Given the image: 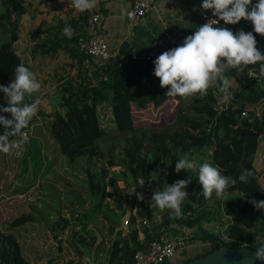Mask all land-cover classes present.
Returning <instances> with one entry per match:
<instances>
[{"label":"trees","instance_id":"1","mask_svg":"<svg viewBox=\"0 0 264 264\" xmlns=\"http://www.w3.org/2000/svg\"><path fill=\"white\" fill-rule=\"evenodd\" d=\"M256 3L258 0H252L248 11ZM32 7L35 5L26 0H0V85L8 86L15 78V68L21 64L12 44L19 36L20 18ZM222 23L223 28L230 29L234 34L240 30L253 32L257 48L264 54V36L253 31L251 21L241 19L236 25H226L221 20L215 27H220ZM42 25L43 21H40L36 27H30L29 35L34 42L31 53L37 51L53 57L57 50H61L79 65L59 85V102L46 122L47 138L50 140L46 151L52 150L53 154L50 160H62L66 167H81L101 160L104 164L98 172L85 169L88 198L93 202L89 213L74 211L73 207L68 210L67 216H63L57 205L48 223L40 221L34 209L38 199L28 202L25 197L31 183L15 188L13 194L19 209L8 221H0V264H72L79 262L80 256L92 259L100 250L103 239L99 237L96 240L92 227L88 226L91 218L97 214L108 222L109 238L118 232L117 222L124 212L128 214L130 223L126 231L129 245L123 262L128 264L133 251L151 238L154 230L139 221L137 226H131L136 223L133 207L129 203L126 211L120 198L125 187L116 185V176H108L105 167L119 168L121 185H133L136 192L142 190L152 194V188L162 191L178 180L177 176L170 181L167 179L163 164L168 163L170 168H175L182 154H193L198 164L209 161L222 170L221 175L231 176L237 182L222 197L217 198L213 192L211 198L205 199L197 173L184 170L181 180L191 178V182L182 189L188 196L182 204L181 217L173 218L171 210L165 209L162 221L155 227L193 228L197 234L192 237L209 241L210 251L242 246L256 250L259 242L264 240V210H256L249 201L264 200V189L253 166L258 139L264 134V79L260 83L256 75L247 79L238 78L231 83L227 95L220 91L222 82L218 80L202 98L199 94L187 100L179 96L169 97L165 95L168 89L161 88L159 79L153 75V61H142L133 52L132 45L124 40L115 52L112 50L105 60L95 64L91 72L82 71L80 66L85 55L76 49V42L84 32V14L70 15L43 29ZM66 25L75 30L71 38L63 33ZM39 34L43 39L39 38ZM252 67L248 66L247 70L251 71ZM168 100L174 105L166 123L158 122L152 126L134 124L133 109L159 107ZM26 102L31 103L29 97H26ZM4 106L6 98L0 93V107ZM229 111L235 113L229 115ZM38 129L37 126L27 127L21 132L25 131L31 141ZM4 133L5 128L0 125V135ZM110 134L123 136V145L116 155L108 151L104 153L98 148L100 139ZM17 135H9L8 142H13ZM17 145L28 148L27 144ZM35 154L36 157L39 155ZM36 164L40 163L32 162L33 166ZM245 169L253 175L247 183H241L238 177ZM152 173L156 176L154 180L150 179ZM106 202H112L119 213H114ZM136 213L141 212L138 210ZM223 217L228 222L222 232L208 233L203 230V223L221 221ZM29 228L41 230L40 234L48 232L56 244L58 255L37 260L39 255L33 259V253L22 249L19 239ZM62 249L65 250L64 257L68 256L66 261L59 255Z\"/></svg>","mask_w":264,"mask_h":264},{"label":"rangeland","instance_id":"2","mask_svg":"<svg viewBox=\"0 0 264 264\" xmlns=\"http://www.w3.org/2000/svg\"><path fill=\"white\" fill-rule=\"evenodd\" d=\"M26 1H28L31 5H35V7L28 8L24 15L20 18L18 23L19 36L18 39L13 42L12 46L15 52L19 55L20 61H26L27 64L34 68L33 71H37L39 77L38 81L41 83V88L37 93L29 97V99H32L33 102L39 101L38 112L36 115H39L41 124H38L39 122L37 120V125L34 124L33 126L41 127L42 120L44 119L45 121V119H47L45 121L47 122L52 113L48 114V117L45 116V113L49 110V97L52 98L54 96L53 94H57L58 87L63 82L65 76L73 74L79 65L75 60H71L65 53H62L61 50H57L53 57L41 54L37 51L31 53L30 48L34 42L29 35V30L31 29L30 27H36L40 21H43V25L41 26V29H43L46 26L57 23L58 20L67 19L70 15H72L70 14L72 12H69L67 9L68 6L65 5V3H60L56 0H53L55 2L45 3L44 5L40 4L41 0ZM199 25H202L200 21ZM42 37L43 36L39 34V38L43 39ZM105 40H107L106 37ZM106 43L109 52H111L112 48L108 44V41H106ZM99 61L102 60L88 59L84 67L80 66L81 70L91 72L96 66L95 64ZM249 74L250 72L245 69L244 72L239 75L249 76ZM173 105L174 103L168 100L159 107L148 106L140 110L133 109L132 119L134 120V124L136 126H152L158 122L166 123L169 115L171 114ZM34 135L38 140L29 141L27 134L22 137L28 143L27 149H24L21 145H17L16 152L13 153V148H9L8 152L0 150V221H8L10 217H12L19 209L18 200L13 194V191L15 188L23 187L26 182L31 183V186L26 190L30 193V196L26 199L28 202H34L35 199H38L34 209L37 212L36 218L40 221H46L48 223V220L51 218L52 211L56 209L57 205H59L63 216H67L68 210L73 207H75L74 211L89 213L93 202L88 198L89 191L85 185V169L88 170L90 168L93 171L98 172L100 167L104 164L103 160L97 163L91 162V165L85 164L81 167H66L62 160L57 159V161L51 162L50 158L53 155L51 152L52 150L46 151V146L50 145V140L47 138V132L43 129L40 130L39 128L36 130ZM100 141L101 143L98 145V148L102 152L105 153L108 151L109 153L116 155L118 148L123 145V136H120L119 134H110L103 136ZM10 144L14 143L10 142ZM35 152L39 153L37 157ZM42 153L43 155L45 153L47 156L45 157L44 155L43 158ZM180 156L181 159L186 158L190 162H197L193 154L188 156L182 154ZM48 157L49 160L47 159ZM57 158H59V156ZM33 161H37L40 164L33 166ZM48 162H50V164H48ZM253 166L255 171L258 173L259 183L264 189V134L258 139ZM105 168L107 169L108 176H116V185L119 187H125L122 190L120 198L121 201H123L122 204L125 203V205L127 204V201L130 200V204L133 207L136 223L131 226H137L139 221L151 230L158 229V227L155 226L162 221V214L164 210H160L158 207H150L153 193L154 191H158L157 188H152V194L143 193L142 190L136 192L133 185H121V180L118 175L119 168L114 166H106ZM163 168L169 181L175 176H177L178 180H181L184 170L176 172L175 168H170L168 163H164ZM35 170L36 172L33 173ZM155 177V174L152 173L150 179L154 180ZM128 181H130V179ZM138 193L143 194V200L138 199ZM29 197H32V199ZM104 203L105 202H102V204ZM107 205L114 211V213H119L112 202H108ZM126 210L128 211V207ZM138 210L141 212L140 214L136 213ZM125 215L126 212H124L118 219L116 226L118 232L114 235L112 234L109 238L107 236L108 222L104 221L97 214L91 218L88 226L92 227L96 240H98L99 237H102L103 244L92 259L80 256V262L78 264H123L126 258L125 249L129 245V240L126 237V231L130 227L129 222H126V225L123 223ZM227 222L228 220L223 217L221 221L211 220L203 223L202 228L208 233H220ZM161 228L162 230L166 229V231H170L169 225L162 226ZM181 231L188 235L190 233L191 235L197 234L196 230L194 231L193 228H185V230ZM40 232L41 230L37 228H29V230L24 232L19 239L21 248L27 253L41 254V258L36 257L37 260H45L51 256L58 255L55 251L56 244L54 240L49 237L50 234L47 232V237V233L43 232L44 234H40ZM138 237H141V235L139 234ZM104 242H106V244ZM33 249H35V251H33ZM59 255L64 257V255H66L65 250L62 249ZM71 256L72 255L70 254L69 257L72 258ZM58 263H60V260H58Z\"/></svg>","mask_w":264,"mask_h":264},{"label":"clouds","instance_id":"3","mask_svg":"<svg viewBox=\"0 0 264 264\" xmlns=\"http://www.w3.org/2000/svg\"><path fill=\"white\" fill-rule=\"evenodd\" d=\"M72 6L79 12L89 11L96 7L97 0H71ZM252 0H203L201 8L212 10L218 17L215 23L222 20L226 25H236L241 19L251 21L253 31L264 36V0L252 6H248ZM74 29L65 26L63 33L71 38ZM259 65V75L264 76V54L257 48V40L253 32L240 30L234 34L228 28L214 27L207 22L187 36L183 44L164 51L154 61L153 75L160 81L161 88H167L165 95L169 97L179 96L183 99L194 98L199 94L202 98L207 89L216 81H221L220 91L225 95L231 87L232 78L225 76L226 71L235 69L237 74L244 72L245 68ZM41 88L36 74L24 64L15 68V78L8 86L0 85V93L6 98V106L0 107V125L5 128L4 135H0V150L8 152L9 148L17 144H10L9 135L21 134V130L29 126L30 121L38 112L39 101L26 102V97H31ZM10 129V131H9ZM189 170L196 172L198 182L202 186L205 199L212 197L213 192L217 198L224 195L225 191L236 184V179L231 176L221 175L222 170L214 167L205 160L202 164L188 159H180L175 164V171ZM253 173L243 170L238 177L241 183H247ZM191 182V178L178 180L171 186H166L162 191H154L150 207H158L160 210H171L173 218L182 215V204L187 199L188 193L182 189ZM138 199L143 200V194H137ZM256 210H264V200L249 201ZM254 261L264 262V240L259 242L256 248Z\"/></svg>","mask_w":264,"mask_h":264},{"label":"built area","instance_id":"4","mask_svg":"<svg viewBox=\"0 0 264 264\" xmlns=\"http://www.w3.org/2000/svg\"><path fill=\"white\" fill-rule=\"evenodd\" d=\"M202 2L203 0H198L197 3V18L201 24L211 22L215 27L221 20L215 23L218 17L213 15L212 10H203L201 8ZM154 9L155 0H131L129 7L124 12L126 25H133ZM100 21L101 15L99 12L89 13L86 18L84 32L77 39L76 49L85 55V60H103L110 54ZM189 35L192 34L183 25L166 24L152 37L147 48L139 53L137 57L142 61H154L164 51L182 45L184 39ZM25 134V132H21L19 136L24 137ZM25 196L27 198L30 193L26 191ZM29 198L32 199V197ZM126 222L128 223L127 213L123 220L124 225L127 224ZM172 226L170 225V227ZM169 230L153 231L152 237L148 239L147 252L140 251V247L136 248L128 264H182L210 252L211 245L209 241L193 238L191 233L188 235L181 231L185 230L182 226H178L177 229L170 228Z\"/></svg>","mask_w":264,"mask_h":264},{"label":"crops","instance_id":"5","mask_svg":"<svg viewBox=\"0 0 264 264\" xmlns=\"http://www.w3.org/2000/svg\"><path fill=\"white\" fill-rule=\"evenodd\" d=\"M60 3H65V5L68 6L69 12L71 11L72 15H85V19L88 17L89 13L93 11H97L101 15V27H102V33L107 38L106 41H108V44L112 48V50L115 52L117 49L118 44L120 42L127 41V43H130L132 45V50L135 54L141 53L147 48V45L149 41L152 39L154 35L157 34V32L166 24H180L185 27H187L191 34H193L197 28L200 26L199 21L196 15V8L198 0H155V9L146 14L142 19L138 20L136 23H134L131 26H127L124 18V12L129 7L131 0H97V5L95 8L89 11L79 12L77 11L71 3V0H56ZM55 2L53 0L50 1H43L40 4L44 5L45 3H52ZM58 3V2H57ZM68 14V15H70ZM224 24L222 23L220 27L223 28ZM28 54V53H27ZM21 62V61H20ZM87 60L83 59L81 66L86 65ZM89 62V61H88ZM21 64H24L26 67H28L31 71L34 70V68L27 64L26 61L21 62ZM246 71L247 68H245ZM37 79L38 74L37 71H33ZM249 76H241L237 74V71L233 69L232 71H228L225 76H228L232 78V82H236V79H247L250 76H252L251 71ZM54 96L52 98L49 97L48 105L49 110L45 113V116L48 117V114H50L56 107L59 102L58 94H53ZM31 99V103H32ZM38 120V124H41L39 115L34 116L33 119L30 121V124L28 128L32 127L34 124H36ZM47 119H45L46 121ZM44 119L42 120V125L40 130H45L46 132V122ZM37 125V124H36ZM38 127V126H37ZM21 137V136H20ZM32 138V137H30ZM21 139L24 141L22 144L28 143L21 137ZM29 139V137H28ZM38 140L37 137L34 135L33 140ZM30 141V140H29ZM14 144H17V142L13 141ZM17 147H13V152H16ZM43 155V153H42ZM46 156V154L44 153ZM43 155V158H44ZM49 160V157L47 158ZM130 200L127 201V204L123 203L125 210L127 207H129ZM127 211V210H126ZM162 230V228H158L156 230ZM154 230V231H156ZM139 235V234H138ZM141 238V237H139ZM35 251V249H33ZM32 251V252H33ZM40 256L41 254L33 253V259L36 256ZM41 258V256H40ZM64 261H66V257L63 258ZM89 261V260H88ZM80 262V261H79ZM74 263V264H78Z\"/></svg>","mask_w":264,"mask_h":264},{"label":"water","instance_id":"6","mask_svg":"<svg viewBox=\"0 0 264 264\" xmlns=\"http://www.w3.org/2000/svg\"><path fill=\"white\" fill-rule=\"evenodd\" d=\"M259 65L260 62H257V64L252 67L251 73L254 76H258L259 82L262 83L264 76L259 75ZM228 113L229 115H233L235 111H229ZM14 141L17 143L24 142L19 135L14 137ZM147 250L148 239H146L143 245L140 246V251L147 252ZM254 253V249L244 246L220 247L182 264H264V262L253 260Z\"/></svg>","mask_w":264,"mask_h":264}]
</instances>
